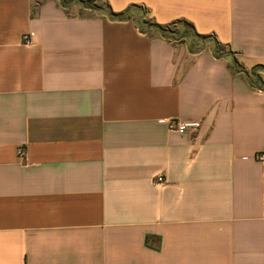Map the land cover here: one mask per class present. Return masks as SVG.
<instances>
[{
    "label": "crops",
    "instance_id": "1",
    "mask_svg": "<svg viewBox=\"0 0 264 264\" xmlns=\"http://www.w3.org/2000/svg\"><path fill=\"white\" fill-rule=\"evenodd\" d=\"M107 2L264 65V0ZM0 264H264V89L211 46L0 0Z\"/></svg>",
    "mask_w": 264,
    "mask_h": 264
},
{
    "label": "trees",
    "instance_id": "2",
    "mask_svg": "<svg viewBox=\"0 0 264 264\" xmlns=\"http://www.w3.org/2000/svg\"><path fill=\"white\" fill-rule=\"evenodd\" d=\"M68 12H72L73 7L79 6L82 10L80 15H105L113 20L127 21L133 20L140 32L148 36L159 35L170 44L186 45L191 53H200L207 49L210 43L214 55L219 59H226L236 73L243 74L252 86L264 89L261 85V77L257 70H264V65H256L251 71L246 70L238 61L237 54L220 43L213 35H201L194 26L187 21H174L168 25H160L152 20L147 9L140 5H132L124 12L115 13L107 0H55Z\"/></svg>",
    "mask_w": 264,
    "mask_h": 264
},
{
    "label": "built area",
    "instance_id": "3",
    "mask_svg": "<svg viewBox=\"0 0 264 264\" xmlns=\"http://www.w3.org/2000/svg\"><path fill=\"white\" fill-rule=\"evenodd\" d=\"M162 124L166 125L171 131H175L179 134H186L189 130H196L200 127L199 123H177L174 121H160ZM19 154H23V150L19 151ZM158 182L163 183L164 179L162 177H158Z\"/></svg>",
    "mask_w": 264,
    "mask_h": 264
},
{
    "label": "rangeland",
    "instance_id": "4",
    "mask_svg": "<svg viewBox=\"0 0 264 264\" xmlns=\"http://www.w3.org/2000/svg\"><path fill=\"white\" fill-rule=\"evenodd\" d=\"M82 10L80 9V7L79 6H75V7H73V9H72V13H80ZM211 46V44L209 43L208 45H207V47H210ZM238 61H239V59H238ZM240 63V62H239ZM244 67V66H243ZM246 70H248V71H251V69L253 68H251V67H244ZM257 73H259L258 75L261 77V81L259 82L261 85H263L264 84V70L262 71V70H257Z\"/></svg>",
    "mask_w": 264,
    "mask_h": 264
}]
</instances>
